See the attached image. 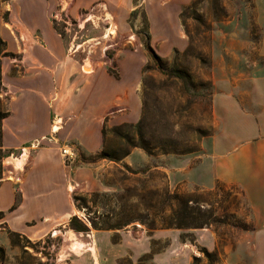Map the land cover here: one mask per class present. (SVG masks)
Listing matches in <instances>:
<instances>
[{
    "label": "rangeland",
    "instance_id": "obj_1",
    "mask_svg": "<svg viewBox=\"0 0 264 264\" xmlns=\"http://www.w3.org/2000/svg\"><path fill=\"white\" fill-rule=\"evenodd\" d=\"M153 1L165 7L169 28L164 33L169 40L162 39L152 46L146 8ZM59 2V9L63 10L53 12L50 20L61 37L78 48L76 54L86 60L83 72L89 74L96 67L118 78L117 66L124 58L134 57L132 68L141 65V102L143 79L148 86L145 97L148 116L158 120L162 137L173 138L193 149L183 155L148 156L134 148L116 163L97 159L98 153H79L76 160L93 170V178L71 189L73 205L74 198L89 200L91 193L108 197L100 198L94 207L86 202L88 210L74 205L79 212L76 218L86 221L87 214L96 219L111 218L123 209L124 213L135 214L145 222L156 218L159 224V218L169 215L170 206L175 207V202L168 197L177 194L194 195L195 205L206 211L209 219L205 227L197 229L157 228L150 232L144 223L134 222L120 230L99 231L89 227L87 233H76L68 226L70 216L68 220L54 219L39 224L33 234L18 239V246L2 241L9 240L6 230L0 226V247L4 250L0 264H117L123 259L135 264L145 256L150 259L144 264H225L229 257L232 264H237V257L233 255L236 243L253 226L243 193L218 181L205 185L192 168L200 161L198 156L204 140L214 131V94L234 88L246 109L259 107L264 100V0ZM103 2L114 19L113 35L108 30L109 21L98 18ZM88 17L91 19L85 21ZM16 19L14 13L9 16L0 0V38L6 47L1 61L4 91L0 92V99L7 111L14 94L5 92H12V79L19 75L18 43L25 35L16 25ZM171 19L176 23L175 28ZM147 44L161 60L160 67L155 59L148 57ZM8 45H15V51L9 50ZM1 155L0 181L11 175L12 166L5 161L12 155L17 157V153L2 151ZM119 196L124 200L117 202ZM205 230L212 231L217 240L213 251L205 249L199 241V233ZM71 242L74 250L81 246L77 243L83 247L73 251ZM145 248L146 252L142 253ZM244 255V264H250L252 244L245 248Z\"/></svg>",
    "mask_w": 264,
    "mask_h": 264
},
{
    "label": "crops",
    "instance_id": "obj_2",
    "mask_svg": "<svg viewBox=\"0 0 264 264\" xmlns=\"http://www.w3.org/2000/svg\"><path fill=\"white\" fill-rule=\"evenodd\" d=\"M3 3L9 16L15 14L16 25L25 35L18 43L19 75L12 79V92H5L14 97L1 123V145L17 157L7 158L5 164L12 166V172L0 181V226L29 236L41 223L70 218L74 205L69 187L74 189L93 178V170L79 163L77 155L100 152L103 126L110 129L140 119L141 65L132 68L135 58L128 56L117 66L118 78L96 67L86 74V60L76 54L78 48L62 38L50 20L53 12L63 10L59 9V0ZM100 6L103 9L98 18L108 15L114 21L106 11V3ZM146 18L152 46L162 39L169 40L164 33L169 28L164 6L153 1L146 8ZM171 23L175 28L174 19ZM8 48L16 49L15 45ZM233 89L212 97L214 131L204 140L200 161L192 172L205 185L218 181L241 190L253 226L243 239H238L233 255L237 264H244L245 248L252 244L250 264H264V100L259 107L246 109ZM56 120L61 126L52 133ZM66 145L75 152L71 162H65L60 154ZM14 160L21 162L20 168H14ZM2 241L9 242L7 238ZM199 241L209 251L217 245L210 230L199 233ZM73 244V251L83 247L77 243L81 246L74 250ZM225 264H232L230 257Z\"/></svg>",
    "mask_w": 264,
    "mask_h": 264
},
{
    "label": "trees",
    "instance_id": "obj_3",
    "mask_svg": "<svg viewBox=\"0 0 264 264\" xmlns=\"http://www.w3.org/2000/svg\"><path fill=\"white\" fill-rule=\"evenodd\" d=\"M10 0H1V2H7ZM145 49L148 53V57L155 59L159 64L161 60L152 52L150 46L145 45ZM5 42L0 38V92L4 91V87L1 81V61L6 55ZM148 95V86L146 81H142V110L141 116L135 124H120L116 127L107 129L103 126L101 130L102 134V148L97 155V159L107 160L109 162H119L129 155L130 151L134 148L142 150L148 156H155L157 154H179L183 155L188 152H192L193 149L182 146L177 140L168 137H162L158 129V120L150 118L148 116V105L145 97ZM8 116V111L4 108V103L0 99V159L2 158V145H1V123ZM173 135H176L173 132ZM137 173V172H134ZM108 195L91 193L89 200L84 198H74L75 208L86 209V202H89L91 206H96L100 198L107 199ZM115 198V197H114ZM172 199L175 202V207L170 206V213L167 218H159V224L156 218L142 220L135 214L124 213L123 209L121 213L113 214L112 217L103 216L101 219L92 218L86 216V221H81L76 216H72L69 219V228L76 233H87L89 227L93 230L106 231V230H120L125 228L130 223L140 222L144 223L147 229L152 232L157 228L167 229H197L203 228L207 225L209 216L206 211L201 210L195 204L197 203L194 195L179 196L177 194L171 195L168 199ZM117 202L124 200L123 196L116 197ZM12 209V208H11ZM3 217V213L0 212V219ZM8 240L11 246H18V239L21 237L16 233H12L6 230ZM115 243V242H113ZM206 254L205 251H203ZM4 257V250L0 247V259ZM150 257H142L135 264H144ZM117 264H131L127 259L119 261Z\"/></svg>",
    "mask_w": 264,
    "mask_h": 264
},
{
    "label": "built area",
    "instance_id": "obj_4",
    "mask_svg": "<svg viewBox=\"0 0 264 264\" xmlns=\"http://www.w3.org/2000/svg\"><path fill=\"white\" fill-rule=\"evenodd\" d=\"M90 19H91V17H88V18H86L85 21L90 20ZM105 19H107V21H109L108 30H111L110 35H113V33H114L113 29H115V28L112 29L113 21L110 18H105ZM60 126H61V121L60 120H56L54 122V124L51 126V132L52 133L57 132L58 129L60 128ZM60 154H61V157L64 159L65 162H71L75 158L74 150L70 146H67V145L61 147Z\"/></svg>",
    "mask_w": 264,
    "mask_h": 264
},
{
    "label": "bare ground",
    "instance_id": "obj_5",
    "mask_svg": "<svg viewBox=\"0 0 264 264\" xmlns=\"http://www.w3.org/2000/svg\"><path fill=\"white\" fill-rule=\"evenodd\" d=\"M110 32V31H109ZM109 35V34H108ZM59 130V129H58ZM13 166H14V168H20V166H21V162L20 161H18V160H14L13 161ZM69 189H72L71 187H69ZM77 214H79V212L77 211V210H75V208H71V213H70V215L71 216H76ZM54 234H56V233H54Z\"/></svg>",
    "mask_w": 264,
    "mask_h": 264
}]
</instances>
